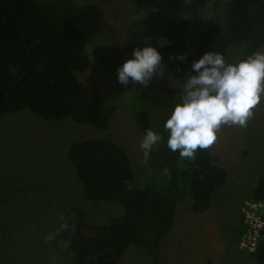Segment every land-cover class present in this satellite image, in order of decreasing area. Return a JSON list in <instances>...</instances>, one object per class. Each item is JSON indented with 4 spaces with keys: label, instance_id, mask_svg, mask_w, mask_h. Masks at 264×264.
<instances>
[{
    "label": "trees",
    "instance_id": "1",
    "mask_svg": "<svg viewBox=\"0 0 264 264\" xmlns=\"http://www.w3.org/2000/svg\"><path fill=\"white\" fill-rule=\"evenodd\" d=\"M131 2L135 31L158 48L161 63L176 75L185 77L191 60L207 50L226 57L230 46L244 45L245 55L264 47V0H216L213 5L208 0ZM91 13L81 0H0V114L29 109L44 118H70L109 129L116 105L77 75L91 61L88 46L97 26ZM180 54L184 60L177 58ZM100 61L117 80L120 59L100 54ZM135 119L141 137L154 130L145 109L136 111ZM166 140L145 158L159 177L145 188L135 184L130 156L112 134L72 142L68 157L84 195L117 203L123 213L96 225L73 207L56 229V246L66 244L79 264H116L130 245L157 258L179 201L190 196L192 211H204L227 178L208 148H197L192 158L180 157ZM253 197L264 200V178ZM253 254L264 264V225Z\"/></svg>",
    "mask_w": 264,
    "mask_h": 264
},
{
    "label": "rangeland",
    "instance_id": "2",
    "mask_svg": "<svg viewBox=\"0 0 264 264\" xmlns=\"http://www.w3.org/2000/svg\"><path fill=\"white\" fill-rule=\"evenodd\" d=\"M208 1L213 5L216 0ZM81 2L92 11L91 22L97 26L94 42L88 46L90 65L77 75L98 88L116 111L108 130L70 118H44L29 109L0 114V264H79L66 244L61 248L55 244L56 229L70 209L81 208L86 221L96 225L123 213L117 203L84 195L68 157L72 142L110 133L130 156L139 188L159 179L139 149L141 131L135 112L145 109L161 141L167 139L163 123L185 77L161 63L162 77H153L148 85L124 87L112 80L115 73L104 71L100 54L118 57L123 63L133 47L149 43L134 29L136 9L131 0ZM245 52L244 45L230 46L225 60L235 62ZM208 149L227 171L209 207L192 211V199L187 196L177 205L157 258L147 249L130 245L116 264H260L239 241L245 231V209L255 201L254 188L264 178V99L245 126H222Z\"/></svg>",
    "mask_w": 264,
    "mask_h": 264
},
{
    "label": "clouds",
    "instance_id": "3",
    "mask_svg": "<svg viewBox=\"0 0 264 264\" xmlns=\"http://www.w3.org/2000/svg\"><path fill=\"white\" fill-rule=\"evenodd\" d=\"M159 43L163 46L166 38ZM177 58L184 60L185 56ZM161 62L156 46L137 45L116 68L117 82L124 87L148 85L153 77H162ZM262 99L264 49L231 63L217 51H205L191 60L179 96L166 114L163 128L168 134V149L180 157L192 158L197 148L207 149L216 141L222 126H245ZM162 138L158 131H145L139 142L145 158Z\"/></svg>",
    "mask_w": 264,
    "mask_h": 264
},
{
    "label": "built area",
    "instance_id": "4",
    "mask_svg": "<svg viewBox=\"0 0 264 264\" xmlns=\"http://www.w3.org/2000/svg\"><path fill=\"white\" fill-rule=\"evenodd\" d=\"M245 209V231L239 241L240 247L254 252L258 245L260 230L264 225V200L255 199Z\"/></svg>",
    "mask_w": 264,
    "mask_h": 264
}]
</instances>
